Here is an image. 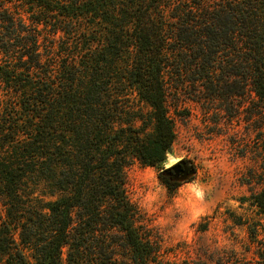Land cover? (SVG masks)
I'll list each match as a JSON object with an SVG mask.
<instances>
[{
	"label": "trees",
	"instance_id": "1",
	"mask_svg": "<svg viewBox=\"0 0 264 264\" xmlns=\"http://www.w3.org/2000/svg\"><path fill=\"white\" fill-rule=\"evenodd\" d=\"M169 69L212 92L251 83L264 103V0H0V264H117L122 241L158 264L125 168L159 167L174 142ZM36 174L57 198L26 192Z\"/></svg>",
	"mask_w": 264,
	"mask_h": 264
},
{
	"label": "rangeland",
	"instance_id": "2",
	"mask_svg": "<svg viewBox=\"0 0 264 264\" xmlns=\"http://www.w3.org/2000/svg\"><path fill=\"white\" fill-rule=\"evenodd\" d=\"M165 78L174 142L159 167L130 159L125 168L139 237L158 264H264V210L254 202L264 189V103L251 83L231 80L212 92L170 79V69ZM125 104L149 132V107L131 93ZM176 164L179 175L170 169ZM25 190L44 201L59 196L37 174ZM118 244L117 264H132Z\"/></svg>",
	"mask_w": 264,
	"mask_h": 264
},
{
	"label": "water",
	"instance_id": "3",
	"mask_svg": "<svg viewBox=\"0 0 264 264\" xmlns=\"http://www.w3.org/2000/svg\"><path fill=\"white\" fill-rule=\"evenodd\" d=\"M178 168H179V165H175L171 170H173L175 174L178 175L179 174Z\"/></svg>",
	"mask_w": 264,
	"mask_h": 264
},
{
	"label": "flooded vegetation",
	"instance_id": "4",
	"mask_svg": "<svg viewBox=\"0 0 264 264\" xmlns=\"http://www.w3.org/2000/svg\"><path fill=\"white\" fill-rule=\"evenodd\" d=\"M176 165H178V164H176ZM174 166H175V165H174ZM174 166H173V167H174ZM173 167H171L170 169H172ZM178 171H179V174H180L181 171H182V167L179 166ZM172 172H173V174H175V172H174L173 170H172ZM179 174H178V175H179ZM175 175H176V174H175Z\"/></svg>",
	"mask_w": 264,
	"mask_h": 264
}]
</instances>
